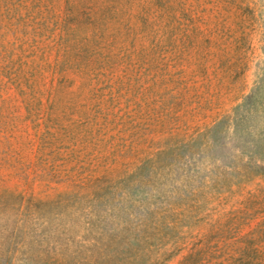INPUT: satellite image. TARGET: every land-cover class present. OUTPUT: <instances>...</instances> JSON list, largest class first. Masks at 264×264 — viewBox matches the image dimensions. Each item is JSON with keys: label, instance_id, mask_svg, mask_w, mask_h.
<instances>
[{"label": "rangeland", "instance_id": "374dc122", "mask_svg": "<svg viewBox=\"0 0 264 264\" xmlns=\"http://www.w3.org/2000/svg\"><path fill=\"white\" fill-rule=\"evenodd\" d=\"M0 264H264V0H0Z\"/></svg>", "mask_w": 264, "mask_h": 264}]
</instances>
